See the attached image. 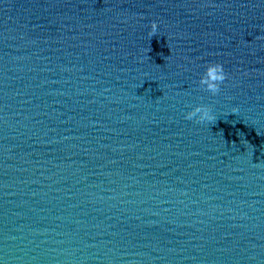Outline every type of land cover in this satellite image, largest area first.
Returning <instances> with one entry per match:
<instances>
[{
	"label": "water",
	"instance_id": "obj_1",
	"mask_svg": "<svg viewBox=\"0 0 264 264\" xmlns=\"http://www.w3.org/2000/svg\"><path fill=\"white\" fill-rule=\"evenodd\" d=\"M257 36L264 0H0V264H264Z\"/></svg>",
	"mask_w": 264,
	"mask_h": 264
},
{
	"label": "clouds",
	"instance_id": "obj_2",
	"mask_svg": "<svg viewBox=\"0 0 264 264\" xmlns=\"http://www.w3.org/2000/svg\"><path fill=\"white\" fill-rule=\"evenodd\" d=\"M157 31V24L152 22L150 25L149 35H155ZM255 39L262 40L264 36H257ZM227 74L224 71V67L220 63H209L206 65L203 74L200 76L198 84L201 88L212 95H216L220 91L221 84L227 79ZM237 110L234 108L232 112L235 113ZM185 119L193 120L197 123L215 121V117L211 114V109L208 106L198 105L191 111L185 114ZM258 166V165H257Z\"/></svg>",
	"mask_w": 264,
	"mask_h": 264
}]
</instances>
